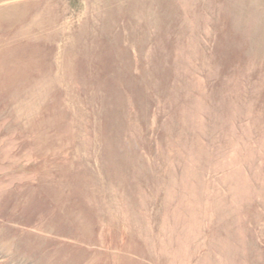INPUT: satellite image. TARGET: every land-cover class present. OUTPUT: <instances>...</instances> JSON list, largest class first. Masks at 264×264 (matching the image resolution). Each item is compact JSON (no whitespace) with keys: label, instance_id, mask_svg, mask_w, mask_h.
<instances>
[{"label":"rangeland","instance_id":"374dc122","mask_svg":"<svg viewBox=\"0 0 264 264\" xmlns=\"http://www.w3.org/2000/svg\"><path fill=\"white\" fill-rule=\"evenodd\" d=\"M225 1L0 0V264H264V49Z\"/></svg>","mask_w":264,"mask_h":264},{"label":"bare ground","instance_id":"6f19581e","mask_svg":"<svg viewBox=\"0 0 264 264\" xmlns=\"http://www.w3.org/2000/svg\"><path fill=\"white\" fill-rule=\"evenodd\" d=\"M222 1V0H221ZM225 4L223 6V10L226 13L227 9L233 8L234 15H236L238 18L247 19L248 16H252V20H254V25L251 27L248 26V32L249 34H252L255 36L257 43H259V46H263L261 50L264 49V0H226ZM221 9V8H220ZM246 16V17H245ZM1 17H4L3 14H1ZM245 17V18H243ZM249 19V18H248ZM228 23V22H227ZM230 37V36H229ZM229 39V38H228ZM245 40V39H244ZM219 42L220 39H219ZM218 40L217 43L219 44ZM228 42V41H227ZM225 43V42H224ZM245 43V42H244ZM217 44V45H218ZM216 45V46H217ZM225 45V44H224ZM228 46V45H227ZM224 47V46H223ZM222 47V48H223ZM32 47L28 49L29 53L31 54L33 50H31ZM219 48V47H218ZM225 48V47H224ZM221 50V48H220ZM241 50V49H240ZM239 50V51H240ZM225 52V51H224ZM223 52V53H224ZM227 52V51H226ZM217 54V53H216ZM219 54V53H218ZM224 55V54H223ZM226 55V54H225ZM221 56V55H220ZM224 58V56L222 57ZM226 60V59H225ZM220 61V60H219ZM216 62V60H215ZM217 63V62H216ZM215 63V65H216ZM222 65L224 64L221 62ZM237 72V71H236ZM240 73V72H238ZM238 78V77H237ZM242 78V75L241 77ZM264 79V78H263ZM259 86V85H258ZM118 155V154H117ZM78 243V242H77ZM225 259V258H224Z\"/></svg>","mask_w":264,"mask_h":264}]
</instances>
